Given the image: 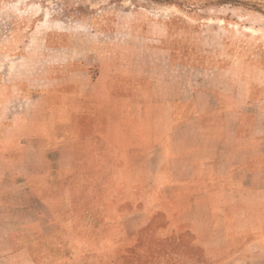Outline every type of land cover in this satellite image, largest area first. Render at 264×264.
<instances>
[{
    "label": "crops",
    "instance_id": "0c3cea01",
    "mask_svg": "<svg viewBox=\"0 0 264 264\" xmlns=\"http://www.w3.org/2000/svg\"><path fill=\"white\" fill-rule=\"evenodd\" d=\"M136 69L0 74V264L122 256L159 217L180 264H264V76Z\"/></svg>",
    "mask_w": 264,
    "mask_h": 264
},
{
    "label": "rangeland",
    "instance_id": "374dc122",
    "mask_svg": "<svg viewBox=\"0 0 264 264\" xmlns=\"http://www.w3.org/2000/svg\"><path fill=\"white\" fill-rule=\"evenodd\" d=\"M115 65L144 75L196 67L258 79L264 0H0V74L58 76L83 67L97 76ZM166 228L159 217L122 256L70 258L55 248L48 264H180L168 258L177 244ZM187 246L198 251L191 237Z\"/></svg>",
    "mask_w": 264,
    "mask_h": 264
}]
</instances>
